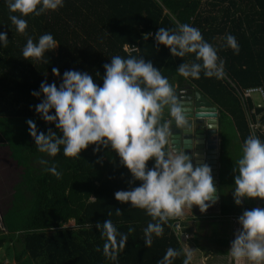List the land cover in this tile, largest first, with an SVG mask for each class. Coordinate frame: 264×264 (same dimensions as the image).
I'll use <instances>...</instances> for the list:
<instances>
[{"label": "trees", "instance_id": "trees-1", "mask_svg": "<svg viewBox=\"0 0 264 264\" xmlns=\"http://www.w3.org/2000/svg\"><path fill=\"white\" fill-rule=\"evenodd\" d=\"M10 15L19 13H11L6 0H0V33L8 36L6 46L0 42V145L8 148L10 158L22 171L1 214L0 251H4V257L0 264H158L169 248L180 252L171 264H183L186 254L172 230L173 218L162 224L160 237L153 234L148 248L144 229L156 221L146 210L116 200L117 191L131 190L142 182L133 181L110 146L101 145L97 152L98 146L90 145L74 158L65 157L62 146L55 157L38 151L29 134V119L38 132L47 134L51 129L62 134L36 112L35 106L44 95L41 92L35 97L32 92H39L43 82H55L59 87L69 70L89 73L102 87L104 65L110 64L113 56L144 58L167 78L176 99L178 91L192 87L217 106L220 136L226 120L242 148L253 133L232 84L264 92V0H63V6L55 11L21 17L28 25L24 34L16 30ZM181 24L199 29L204 41L217 50L224 61L223 78H208L202 71L199 79H186L177 69L182 63L200 62L194 53L174 57L168 47L156 45L155 35L143 39L144 34H154L160 27L175 30ZM44 34H51L58 47L41 59H24L28 38L38 43ZM227 34L235 36L239 54L226 46ZM53 68L59 70V76L53 74ZM255 109L264 125V106L255 105ZM54 113L53 109L50 114ZM170 119L169 108L165 107L160 123L169 127ZM257 137L264 142V132ZM226 151L220 152V193L226 183ZM154 164V160L149 161L148 168ZM53 165L61 174L59 178L46 171ZM223 205L224 214L251 210L246 206L236 208L232 202ZM116 208L122 214L117 215ZM108 219L117 230V240L121 233L128 235L126 247L115 250V259L104 255L105 239L96 227L97 222ZM70 220L73 225L67 226ZM130 227L134 229L131 233Z\"/></svg>", "mask_w": 264, "mask_h": 264}, {"label": "clouds", "instance_id": "clouds-1", "mask_svg": "<svg viewBox=\"0 0 264 264\" xmlns=\"http://www.w3.org/2000/svg\"><path fill=\"white\" fill-rule=\"evenodd\" d=\"M6 3L11 13H19V16L10 15L9 19L21 34L28 26L27 20L21 17L40 16L63 6V0H6ZM152 35H155L156 45L168 47L174 57L195 54L196 61L200 62L182 63L177 69L182 77L199 79L203 71L208 78H223L224 61L220 60L217 50L204 41L199 29L189 24L178 25L175 30L160 27L154 34H144L143 39L148 40ZM225 41L227 47L239 54L235 36L227 34ZM0 42L7 45L6 32L0 33ZM57 47L54 37L44 34L38 43L28 38L22 54L26 60L41 59L46 52ZM104 68L106 74L102 78V87L89 73L75 70L63 74L59 87L55 82H43L39 92H32L35 97L41 92L44 95L35 110L44 121L55 124L62 135L51 129L47 134L38 132L31 119L27 121L29 134L38 151L51 157L61 151V146L63 155L71 158L80 156L90 145H97V152L101 145L110 146L131 172L133 181L142 182L131 190L117 191L115 198L122 204L130 202L132 207L146 210L156 221L144 229L145 246L150 248L153 234L156 237L162 235V224L181 216L185 208L198 206L201 212H206L211 204L218 202L219 196L209 165H194L193 157L185 150H166L170 132L167 123H160L164 108H169L177 124L185 117L177 104L173 86L161 71L144 58L120 56H113L111 63L105 64ZM52 71L56 76L60 75L57 68ZM252 99L255 101L254 97ZM53 109L55 113L50 114ZM152 160L155 161L154 167L148 168ZM46 171L57 178L61 175L54 165ZM233 171L236 173L233 191L236 205H242L245 198L264 200V142L250 135ZM116 214L120 215L122 211L116 208ZM108 215L110 217L111 213ZM230 218L236 219L241 226L229 250L234 264H264V209L245 210L239 218ZM96 227L105 239L104 255L115 259V250L126 247L128 235L121 233L117 240V230L111 219L97 222ZM133 231L130 227L129 233ZM179 255L180 252L169 248L158 264H171L172 258ZM191 259V253H187L183 264H190Z\"/></svg>", "mask_w": 264, "mask_h": 264}, {"label": "water", "instance_id": "water-1", "mask_svg": "<svg viewBox=\"0 0 264 264\" xmlns=\"http://www.w3.org/2000/svg\"><path fill=\"white\" fill-rule=\"evenodd\" d=\"M177 104L181 107L185 120L177 124L174 118L170 119L169 148L172 151L185 150L186 154L193 157L194 165H209L218 195L220 176L219 110L210 100L191 87L178 91Z\"/></svg>", "mask_w": 264, "mask_h": 264}, {"label": "crops", "instance_id": "crops-1", "mask_svg": "<svg viewBox=\"0 0 264 264\" xmlns=\"http://www.w3.org/2000/svg\"><path fill=\"white\" fill-rule=\"evenodd\" d=\"M221 149L220 136V152ZM167 150H171L169 145H167ZM219 162L221 173L222 163L221 161ZM229 188L231 187H227L225 183L223 184L221 193L218 192V202L211 204L206 212H201L198 206H193L192 209L185 208L183 214L178 217L193 223V225H190V239L181 243L184 253H191V264H196L197 262V264H234L229 250L231 242L235 239V233L241 226L236 219L231 221L230 217L239 218L242 214L237 212L223 213V204L227 203L222 201L223 193L230 192ZM248 202L245 198L240 207L246 206L251 210L257 207L264 209V200L255 198L251 199L249 204ZM232 204L236 207L235 203L232 202ZM210 257V262H208Z\"/></svg>", "mask_w": 264, "mask_h": 264}, {"label": "rangeland", "instance_id": "rangeland-1", "mask_svg": "<svg viewBox=\"0 0 264 264\" xmlns=\"http://www.w3.org/2000/svg\"><path fill=\"white\" fill-rule=\"evenodd\" d=\"M254 100L257 102H260V95L255 94L253 95ZM260 117V116H259ZM231 123L228 121L223 122V135H221V150L227 149L225 153V158H223L224 161V167L223 172L225 175V185L228 187L230 186L229 190L230 192H224L223 195V202H233L234 201V184H235V175L236 173L233 171L234 168L231 167V163L234 160L238 161L242 157V148L239 145L238 141H236V138H234L233 130L231 127ZM235 156V157H234ZM223 166V164H222ZM225 169V170H224ZM21 171L22 168L18 164L13 161L9 156V150L6 146L0 145V231L3 230L2 222H1V214L5 210L6 206L10 203L9 199L11 197V192L13 190V186L19 181L21 178ZM246 201H249L250 203L251 199L246 198ZM236 204V203H235ZM242 206V205H241ZM240 207L236 205V208ZM231 221L234 219L230 218ZM73 221L70 220L67 223V226H72ZM4 251H0V262L2 258L4 257ZM211 257L209 258L210 262ZM198 263V262H197ZM196 263V264H197Z\"/></svg>", "mask_w": 264, "mask_h": 264}, {"label": "built area", "instance_id": "built-area-1", "mask_svg": "<svg viewBox=\"0 0 264 264\" xmlns=\"http://www.w3.org/2000/svg\"><path fill=\"white\" fill-rule=\"evenodd\" d=\"M125 48H127L125 46ZM232 88L235 94L240 98L242 108L245 109L248 119H249V126L252 129L253 135L256 137L258 133L264 132V125H262L261 114L256 113L255 105L257 107L264 106V92L261 88H249V89H241L237 87L235 84H232ZM258 94L260 95L261 101L259 103H255L252 100L253 106L250 105V99L253 98V95ZM260 116V117H259ZM190 225H193L192 221H185L178 217L173 218L171 227L172 230L175 232L177 238L183 242L191 237V230Z\"/></svg>", "mask_w": 264, "mask_h": 264}, {"label": "flooded vegetation", "instance_id": "flooded-vegetation-1", "mask_svg": "<svg viewBox=\"0 0 264 264\" xmlns=\"http://www.w3.org/2000/svg\"><path fill=\"white\" fill-rule=\"evenodd\" d=\"M184 88H190V87H184ZM184 88H183V89H184Z\"/></svg>", "mask_w": 264, "mask_h": 264}]
</instances>
